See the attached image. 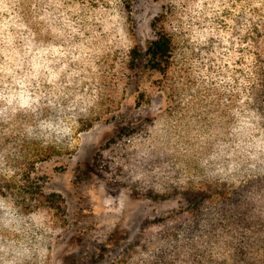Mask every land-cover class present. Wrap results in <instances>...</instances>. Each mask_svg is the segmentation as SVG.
I'll return each mask as SVG.
<instances>
[{"label": "rangeland", "instance_id": "1", "mask_svg": "<svg viewBox=\"0 0 264 264\" xmlns=\"http://www.w3.org/2000/svg\"><path fill=\"white\" fill-rule=\"evenodd\" d=\"M116 1L0 0V264H238L232 197L256 180L264 204L246 0ZM158 16L167 73L145 67Z\"/></svg>", "mask_w": 264, "mask_h": 264}, {"label": "trees", "instance_id": "2", "mask_svg": "<svg viewBox=\"0 0 264 264\" xmlns=\"http://www.w3.org/2000/svg\"><path fill=\"white\" fill-rule=\"evenodd\" d=\"M102 1L109 8L115 2V0ZM116 2L121 10L130 12L133 0H117ZM163 18V16H158L152 22L155 38L150 42L145 52V67L153 71L167 73L173 58L175 40L168 25L163 23ZM241 39L246 51L244 57V81L246 84L244 107L264 120V0H246ZM256 182V180L247 181L232 197L233 207L239 208L233 216L240 217L243 229L247 233L252 229L255 238H257L245 235V238L237 243H230L229 249L233 251V256L238 264H264V204L256 202L252 196L253 192H250ZM258 182H264V176ZM24 192L40 206L53 210V215L59 218L57 212L63 210L64 203L62 195L48 194L41 187L37 190L30 188ZM236 196L237 198H235ZM229 206L230 203L225 200L221 209L222 214L232 208Z\"/></svg>", "mask_w": 264, "mask_h": 264}, {"label": "clouds", "instance_id": "3", "mask_svg": "<svg viewBox=\"0 0 264 264\" xmlns=\"http://www.w3.org/2000/svg\"><path fill=\"white\" fill-rule=\"evenodd\" d=\"M0 210L5 211V212H10L11 211L10 207L8 206V204L5 201H3V200H0Z\"/></svg>", "mask_w": 264, "mask_h": 264}]
</instances>
